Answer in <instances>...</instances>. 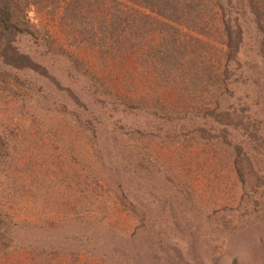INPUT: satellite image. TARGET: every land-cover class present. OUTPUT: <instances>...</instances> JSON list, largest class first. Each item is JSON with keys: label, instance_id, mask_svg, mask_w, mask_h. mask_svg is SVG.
I'll use <instances>...</instances> for the list:
<instances>
[{"label": "rangeland", "instance_id": "obj_1", "mask_svg": "<svg viewBox=\"0 0 264 264\" xmlns=\"http://www.w3.org/2000/svg\"><path fill=\"white\" fill-rule=\"evenodd\" d=\"M98 1V12L88 5L84 25L62 26L64 8L38 12L55 49L21 38L22 50L51 77L0 78V134L7 142L0 158V264H264V188L243 190L217 123V132L205 134L207 112L227 104L221 88L210 91L214 80L206 71L219 55L220 31L181 36L175 44L184 58L175 50L157 72L149 60L158 64L151 55L163 48L137 46V38L133 51L115 54L86 38L112 10L138 21L125 0ZM149 21L140 31L159 38ZM89 74L104 91L93 94ZM240 79L230 104L244 121L257 119L258 88ZM65 109L92 120L86 136L77 137Z\"/></svg>", "mask_w": 264, "mask_h": 264}, {"label": "trees", "instance_id": "obj_2", "mask_svg": "<svg viewBox=\"0 0 264 264\" xmlns=\"http://www.w3.org/2000/svg\"><path fill=\"white\" fill-rule=\"evenodd\" d=\"M90 1L0 0V78L2 79L6 74H22L24 72L51 77L46 68L35 61L31 52L22 50L24 48L19 46L21 38L34 40L35 44L42 48L55 49V42L48 32L42 29L38 20V12L48 8L52 9V13L56 15L64 8L65 17L63 16L60 20L62 26L84 25L90 16L89 11L86 14L88 5L91 4L93 12H98L100 9L98 0ZM125 1L128 11L137 18V22H133L130 16L127 20L123 19L112 10L108 19L101 20L98 30L90 31L95 35H88L86 38H95V45L99 46L101 51L110 50L115 54H123L129 49L133 51V47H135L133 41L137 38L140 41L137 46L156 45L157 48H163V51L154 52L151 55V57L161 59L158 64L154 60H149L157 72L158 70L163 72L170 65L168 60L173 59L175 50L184 58L185 54L179 51L180 49L175 44L181 36L188 35L189 32H196L210 38L211 34L207 32V29L220 31L223 41L220 47H217L219 55L213 57L210 61V64L213 65L206 71L210 74L209 77L214 80L212 84L214 87L210 91H213V94L218 91L217 88H221L227 104L223 102L224 105H220L224 111L221 109L217 112H207L210 117L206 123L208 127H205V134L209 135L211 129L217 132L218 127H221L217 136L222 140V144L233 151L236 175L243 190L250 188L258 191L264 188V0ZM84 3L87 7L84 6ZM77 5L83 9L81 11L80 8L79 15L76 12ZM68 16L71 18V22L67 21ZM143 19L150 20L152 28L159 32V38L154 35L156 32L148 36L142 30L140 31L142 27L140 23ZM124 31L128 35L121 40L120 37ZM145 35L146 38L140 37ZM199 39L200 37L196 38V40ZM171 43H174L172 47ZM106 45L111 46L105 47ZM65 51L62 49V53ZM196 55L194 60L206 69V62L201 59L204 56ZM71 56L70 60L74 58ZM202 70L204 71V69ZM44 71L46 72L44 73ZM85 71L88 72L86 69ZM89 75L93 84L99 86L97 77ZM237 79L244 83H251L258 88L257 105L263 107L257 113L259 115L257 119L249 116V119L244 121L243 113L236 116L238 110L236 106L230 104V98L235 94L232 88H236ZM0 82L3 81L0 80ZM93 84L89 87L93 89L94 95H96V90L103 89L104 91L102 86L94 89ZM78 97L74 99L79 103ZM63 112L71 114L70 116L76 120V126L73 125L74 128H79L76 131L77 137L86 136L83 133L85 129L90 130L94 126L92 120L87 122L77 120L70 110L67 112L65 109ZM202 116L205 118L206 112H203ZM68 118L70 117L66 115L64 119L69 120ZM73 125H70V129H74ZM212 135L214 136L213 133ZM5 140V136L0 134V158L3 157L2 152L7 145ZM243 194L246 195V192Z\"/></svg>", "mask_w": 264, "mask_h": 264}]
</instances>
